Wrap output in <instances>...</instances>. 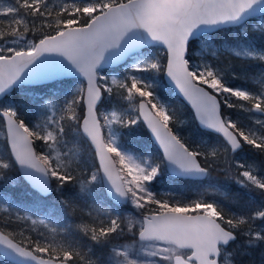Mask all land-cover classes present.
<instances>
[{
	"label": "snow or ice",
	"instance_id": "obj_1",
	"mask_svg": "<svg viewBox=\"0 0 264 264\" xmlns=\"http://www.w3.org/2000/svg\"><path fill=\"white\" fill-rule=\"evenodd\" d=\"M0 129V264H264V0H0ZM165 169L205 186L164 198ZM24 182L60 207L12 211Z\"/></svg>",
	"mask_w": 264,
	"mask_h": 264
},
{
	"label": "trees",
	"instance_id": "obj_2",
	"mask_svg": "<svg viewBox=\"0 0 264 264\" xmlns=\"http://www.w3.org/2000/svg\"><path fill=\"white\" fill-rule=\"evenodd\" d=\"M196 51H199L198 47ZM206 56L210 58V54H207ZM37 87L38 86H29V85L25 86V91L27 92L28 96H31L32 91ZM64 87H66V85H62V84L56 85L57 89ZM158 94L166 104L171 105L173 108L177 110L178 123L173 130H176L181 126H184L185 127L184 129H187V131L202 135V133H198V130L196 128V122H194L191 118L192 110L189 108V106L185 104L183 100H181V98L178 95H176L173 92V90L167 85L165 81L159 87ZM16 96L21 97L22 93L17 92ZM179 121H183V123H180ZM2 131L3 130L0 129V133ZM2 139L3 137L0 135V140ZM121 141L126 142L133 149L139 150L141 154L146 155L147 153H152L154 157L158 155L157 147L152 142L149 132L147 131L144 125L134 128L127 135L121 137ZM81 147L83 150L84 158L89 159L90 161V157L88 155L86 145H81ZM158 180L159 182H156L154 185L156 191H164L169 195H174L179 199H186L189 196L193 195V193L196 190L198 191L203 190V187L205 186V185H200L197 182L172 177L168 174L166 169L162 171L161 177ZM220 180L222 183H227L226 181H224L223 177L220 178ZM5 187L7 189L8 201L9 202L15 201V206L13 207L12 211H16V210H21L22 212L28 211L30 214L32 211H34L37 212L38 214H42L41 207L44 203H48L49 206H51L52 204H56L58 207H60V205L57 202V194L55 192L52 193L49 197H47L46 201L41 200L39 204H33L31 203V201H33L35 197V193L26 182L16 187H10V186H5ZM5 203L8 208V203L7 202ZM125 207L126 206L121 207V209L124 210ZM6 209L5 208L0 209V217H4L7 215V211H5ZM43 210L47 211L48 209H43ZM70 213H71L70 208L64 209L65 217H67L68 220H70L71 222L78 223L79 220L77 219V217L79 216V213L77 212L75 215H70ZM35 227L37 228L38 231H45L42 225H36ZM253 258H255L258 261L259 253L258 252L254 253Z\"/></svg>",
	"mask_w": 264,
	"mask_h": 264
},
{
	"label": "rangeland",
	"instance_id": "obj_3",
	"mask_svg": "<svg viewBox=\"0 0 264 264\" xmlns=\"http://www.w3.org/2000/svg\"><path fill=\"white\" fill-rule=\"evenodd\" d=\"M198 52V51H197ZM207 54H210V53H205V56L207 55ZM197 61L199 60V56H197L196 58H195ZM240 117L242 118V119H245L246 118V115L244 114V113H240ZM185 127L184 126H181V127H179V128H177L176 130H174V131H178L179 132V134L182 136V137H185L186 139H188V140H190V141H195V140H198L199 138H200V135L201 134H197V133H194V132H190V131H187V129H184ZM0 135L3 137V131L0 133ZM203 138L204 139H209V137H207V136H203ZM247 151V150H246ZM146 155H151L152 157H154L153 156V154L152 153H147ZM248 158L249 159H255L256 161H259L261 158L259 157V156H257L254 152H249L248 153ZM160 177H161V175H160ZM159 177V178H160ZM223 177V176H222ZM222 177H220V178H222ZM156 182H159V180H157ZM200 191H202V190H200ZM200 191H198V190H196L194 193H193V195H191V196H189L188 198H186V199H188V200H192V199H195L196 198V196H197V194L200 192ZM160 194H161V196L162 197H164V198H167V197H169V196H174V195H169L168 193H166V192H164V191H158ZM177 198V197H176ZM177 199H179V198H177ZM6 201L4 200V198H2V197H0V209L1 208H7V206H6V203H5ZM129 210V208L126 206L125 208H124V212H127ZM30 214V213H29ZM34 218H36V217H34Z\"/></svg>",
	"mask_w": 264,
	"mask_h": 264
},
{
	"label": "water",
	"instance_id": "obj_4",
	"mask_svg": "<svg viewBox=\"0 0 264 264\" xmlns=\"http://www.w3.org/2000/svg\"><path fill=\"white\" fill-rule=\"evenodd\" d=\"M165 82L167 83V81L165 80ZM30 86H36V85H30ZM173 91H174V93L176 94V91L170 86V85H168ZM185 102V101H184ZM186 103V102H185ZM186 105H187V103H186ZM189 106V105H188ZM190 107V106H189ZM145 127H146V125H144ZM146 129H147V127H146ZM147 131L149 132V135H150V138H151V140L153 141V143L155 144V142H154V140H153V138L151 137V133H150V130L149 129H147ZM155 146L158 148V146L155 144ZM97 163H98V161H97ZM168 171V170H167ZM168 173L170 174V175H172L169 171H168ZM173 176V175H172ZM27 183V182H26ZM28 184V183H27ZM29 185V184H28ZM30 186V185H29ZM121 207H123V206H121Z\"/></svg>",
	"mask_w": 264,
	"mask_h": 264
},
{
	"label": "bare ground",
	"instance_id": "obj_5",
	"mask_svg": "<svg viewBox=\"0 0 264 264\" xmlns=\"http://www.w3.org/2000/svg\"><path fill=\"white\" fill-rule=\"evenodd\" d=\"M188 106V105H187ZM190 108V107H189ZM180 179H183V178H180Z\"/></svg>",
	"mask_w": 264,
	"mask_h": 264
}]
</instances>
